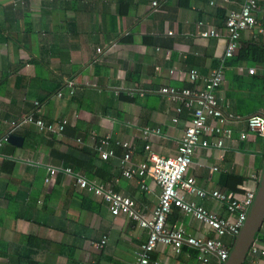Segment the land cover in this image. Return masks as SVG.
<instances>
[{
    "label": "crops",
    "instance_id": "crops-1",
    "mask_svg": "<svg viewBox=\"0 0 264 264\" xmlns=\"http://www.w3.org/2000/svg\"><path fill=\"white\" fill-rule=\"evenodd\" d=\"M152 1L0 0V141L10 135L22 139L19 146H0V264L134 261L147 230L128 216H112L106 202L81 190L71 174L57 172L49 183L44 180L48 168H72L131 198L140 214L152 213L159 187L150 177L147 190H140L137 179L123 178L118 161L126 150L112 145L115 157L102 160L98 142L109 137L127 143L133 165L146 161L147 144L160 156L175 155L196 102L172 123L181 102L158 90L203 88V78L224 61L226 43L199 32L222 31L227 12L239 8L231 0H164L157 8ZM257 17H264L260 9ZM240 40L264 42V33L254 28ZM249 68L262 75L259 67L224 61L225 81L216 97L231 136L222 148L198 147L188 170L208 194L231 193L240 200L258 184L264 136L247 131L246 121L263 110L264 100L249 98ZM191 69L199 74L195 83L187 79ZM34 102L44 121H66L62 132H40L22 122ZM146 128L160 133L146 138ZM185 199L236 220L212 197L185 194ZM167 223L171 229L183 226L193 237H214L178 209ZM258 232L254 242L264 247V222ZM102 238L106 244L99 250L94 244ZM234 239L223 237L228 250ZM201 257L187 245L178 255L161 245L152 252V259L164 264H218L213 255L207 263ZM245 260L264 264V256L249 250Z\"/></svg>",
    "mask_w": 264,
    "mask_h": 264
},
{
    "label": "built area",
    "instance_id": "built-area-1",
    "mask_svg": "<svg viewBox=\"0 0 264 264\" xmlns=\"http://www.w3.org/2000/svg\"><path fill=\"white\" fill-rule=\"evenodd\" d=\"M164 0H154L151 2L153 8H157ZM238 4L239 8L228 11L226 14L224 27L222 31L215 29H206L199 32L201 38H225V50L222 59L228 60L233 58L239 49V42L244 32L258 28L260 33H264L261 20H258L257 12L259 9L264 15V0H231ZM200 25V24H199ZM172 35L173 32H168ZM224 61L208 77L203 78V88H183L176 90L171 87H161L158 91L161 95L167 96L173 101H180L181 104L175 108L177 114L171 121L178 122V116L184 107H193V114L188 125L184 129L178 142L176 154L173 156H160L153 152L149 144L145 145L146 161L133 165L130 163V150L127 143L115 141L109 137L101 138L98 142L97 150L102 160L114 158L115 153L113 146H120L126 150L124 155L119 159V170L121 176L128 180L137 179L140 190H147L148 186L145 181L150 177L156 186L160 189L158 202L149 216L140 214L135 209L134 201L105 185H98L89 182L78 173H73L70 168H48V175L45 183H49L57 174L63 172L73 175L76 185L95 196L101 197L107 204L110 214L114 217L128 216L137 221L140 228L147 230L146 239L139 245L134 261L131 264H164L152 259V252L158 246L170 247L178 255L183 245L190 246L199 251L202 255L203 263L208 262V256H215L217 263L221 264L227 260L229 250L223 242V237L231 236L235 238L246 217V210L250 206L254 191H246L243 199H237L231 193L213 191L208 194L196 187L195 180L188 175L189 167L192 164V158L198 147L202 148H222L224 140L230 138L231 132L223 126L224 117L219 108L216 97L217 90L225 81L223 70ZM174 73L169 71V75ZM248 75H255V68L246 69ZM157 74H162L161 69ZM199 74L197 70L191 69L188 72L187 79L191 83L197 82ZM61 97V94L58 93ZM38 102H34V111L29 113L22 120L24 123L34 125L40 132L60 133L66 124L65 120L58 123L46 122L37 116ZM247 131L255 132L264 136V110L254 115L246 121ZM159 134V129H144L143 135L146 138L151 134ZM247 133V132H246ZM246 133L241 135V139L246 138ZM5 137L0 141V146L7 142ZM216 170V168H215ZM186 195L197 196L199 198L212 197L218 202L225 204L227 213L235 214L236 220L230 221L221 218L216 214L207 211L204 207L185 199ZM210 195V196H208ZM174 209L191 216L201 223L206 229L213 232L212 238H198L187 234L183 226L169 228L167 220ZM106 244V239L102 238L94 246L99 250ZM251 255L264 256V247L253 242L249 248Z\"/></svg>",
    "mask_w": 264,
    "mask_h": 264
},
{
    "label": "water",
    "instance_id": "water-1",
    "mask_svg": "<svg viewBox=\"0 0 264 264\" xmlns=\"http://www.w3.org/2000/svg\"><path fill=\"white\" fill-rule=\"evenodd\" d=\"M263 74H264V69H263ZM21 141H22L21 138L14 135H10L7 138V142L14 146H19ZM263 222H264V147H263L262 168L258 179L257 187L254 190L253 200L250 206L248 207V209L246 210L245 220L241 225L238 235L234 239V243L231 249L229 250L228 258L227 260L222 262V264H244L247 256V252L251 244L255 241V235L260 230Z\"/></svg>",
    "mask_w": 264,
    "mask_h": 264
},
{
    "label": "trees",
    "instance_id": "trees-1",
    "mask_svg": "<svg viewBox=\"0 0 264 264\" xmlns=\"http://www.w3.org/2000/svg\"><path fill=\"white\" fill-rule=\"evenodd\" d=\"M261 23H262L263 30H264V17L262 18ZM230 60L232 61L233 64H236V65L245 64L249 67H259L263 71L264 69V42L240 40L238 52ZM248 76H250V78L248 77L247 79L248 85H249L248 87L249 88V98L255 101L257 97H260L261 100H264V74L263 72L261 76H255V75H248ZM70 169L73 171V173L76 172L72 168ZM81 176L85 178L83 175ZM85 179L91 182L90 179H87V178ZM259 238H260V234L258 232L255 235V240H258Z\"/></svg>",
    "mask_w": 264,
    "mask_h": 264
}]
</instances>
